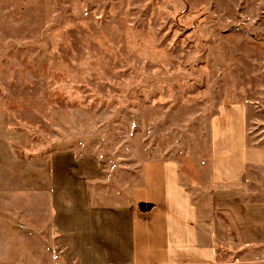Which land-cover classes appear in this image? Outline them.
<instances>
[{"label": "rangeland", "instance_id": "1", "mask_svg": "<svg viewBox=\"0 0 264 264\" xmlns=\"http://www.w3.org/2000/svg\"><path fill=\"white\" fill-rule=\"evenodd\" d=\"M231 102L264 145V0H0V264H62L58 195L125 205L148 159L178 161L205 204L209 121ZM249 175L216 194L264 200Z\"/></svg>", "mask_w": 264, "mask_h": 264}, {"label": "crops", "instance_id": "2", "mask_svg": "<svg viewBox=\"0 0 264 264\" xmlns=\"http://www.w3.org/2000/svg\"><path fill=\"white\" fill-rule=\"evenodd\" d=\"M248 118L246 102L222 103L211 117L208 170L215 193L205 204L171 158L143 162L141 182L125 205L72 213L64 196H53L51 228L60 262L264 264V200L218 195L246 186L249 172L264 169V145L254 141Z\"/></svg>", "mask_w": 264, "mask_h": 264}]
</instances>
